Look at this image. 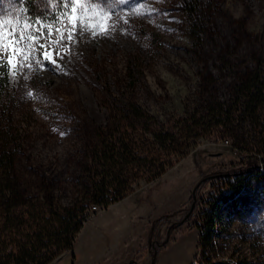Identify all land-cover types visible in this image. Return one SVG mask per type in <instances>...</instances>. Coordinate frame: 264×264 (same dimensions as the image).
<instances>
[{"label":"rangeland","instance_id":"374dc122","mask_svg":"<svg viewBox=\"0 0 264 264\" xmlns=\"http://www.w3.org/2000/svg\"><path fill=\"white\" fill-rule=\"evenodd\" d=\"M53 3L57 7L0 0L5 39L9 22L27 23L34 37L30 70H20L19 57L14 69L0 59V149L13 154L23 189L36 197L50 191L59 205L87 202L94 128L107 127L115 105L128 100L157 126L177 130L169 148H159L147 129L128 136L131 157L156 163L137 170L123 198L96 210L88 205L89 219L72 249L48 264H218L230 258L264 264V190L257 208L228 227L233 235L221 233L209 259L201 256L199 214L206 200L225 191L221 178L237 169L227 149L212 143L214 133L186 131L187 119L215 102L223 69L247 57L246 47L264 44V0H128L112 11L101 4L95 16L89 6L100 0H79L89 14L82 18L79 4L74 13L67 4L72 42L56 33L61 25L64 37L71 30L67 0ZM12 31L19 39V29ZM258 184L251 181L249 189ZM159 217L148 242V226Z\"/></svg>","mask_w":264,"mask_h":264},{"label":"trees","instance_id":"16d2710c","mask_svg":"<svg viewBox=\"0 0 264 264\" xmlns=\"http://www.w3.org/2000/svg\"><path fill=\"white\" fill-rule=\"evenodd\" d=\"M243 54H247L243 60L264 58L254 52ZM241 84V89L248 91L244 93L245 109L254 113L256 105L264 101L260 95L264 87L263 75L255 70L246 71L242 74ZM236 100L237 97L233 102ZM135 101L128 100L123 106L115 105L107 127L94 128L96 135L92 145L90 180L84 191L87 202L74 200L69 204L59 205L50 191L41 190L39 197L28 194L15 172L13 154L7 148L0 149V264H48L55 258L57 261L61 259L60 250L72 249L75 236L89 219L86 207L91 204L105 208L123 198L137 177V170L151 168L156 163L153 158L130 156L128 136L132 132L149 130L159 148H169L174 144L177 126L162 129ZM234 106L235 104L232 107ZM119 108H124L120 114ZM231 110L222 111L221 104L215 97L213 104L200 107L187 119L186 131H208L220 135L223 131L218 127L221 121L230 117ZM159 138L162 141H158ZM244 177L245 175L236 174L233 179H229L224 175L221 179L225 182V191L206 200L205 208L199 214V217L202 216V223L198 225L200 232L197 248L205 259H209L207 255L211 252L212 240L223 232L230 238L233 234L227 231L228 227L252 212L255 207H250V202L254 200V204H257L260 199L264 190V172L255 179L259 184L253 190L249 189L248 180L241 189ZM254 206L257 208V205ZM160 219L161 217L156 218L149 224L148 242ZM233 254L231 252L228 256ZM218 264L252 262L246 258H230Z\"/></svg>","mask_w":264,"mask_h":264},{"label":"built area","instance_id":"2783aa9c","mask_svg":"<svg viewBox=\"0 0 264 264\" xmlns=\"http://www.w3.org/2000/svg\"><path fill=\"white\" fill-rule=\"evenodd\" d=\"M244 51L264 57V44L246 47ZM251 70L262 73L264 78V58L234 60L231 67L226 66L223 69L226 79L218 78L215 96L222 111L231 110L235 104L230 111V117L221 121L218 127L223 133L218 135L213 132L215 139H212V143L227 149L233 158L231 163L237 170L225 174L229 179H233L236 174L245 175L241 189L245 187L247 180L256 182L255 179L264 172V101L256 105L254 113L246 111L244 93L248 91L241 89L242 74ZM260 95L264 98V87ZM236 97L237 100L233 102ZM254 203L252 200L249 206L254 207ZM96 206L92 205V210H96ZM214 221L216 222V218Z\"/></svg>","mask_w":264,"mask_h":264},{"label":"snow or ice","instance_id":"6c2138e0","mask_svg":"<svg viewBox=\"0 0 264 264\" xmlns=\"http://www.w3.org/2000/svg\"><path fill=\"white\" fill-rule=\"evenodd\" d=\"M61 2H64V0H61ZM128 0H108L107 4H104V0H100L99 4L95 5H90V10L93 16L97 14V10L100 7L101 4L105 8H107L108 11H112L114 8H118L120 5L126 4ZM45 6L47 7L48 5H51L52 8L57 7L56 4L53 3V0H44ZM67 4H71L72 6V13H74L77 10V5L79 4V0H67V3L65 4V13L64 15H67V24L70 26V29L67 33V36L64 37L63 33L65 31L63 25L61 27H58L56 29V33L58 37H61L62 39H67L68 41L72 42L73 41V31L74 29V24H73V19H72V13L67 12ZM85 5L84 4H79L80 12H81V17H87L88 12L85 11ZM135 12V9L132 10ZM47 13H45L46 15ZM104 13H100L102 16ZM56 20L60 19V16L55 17ZM40 21L37 20L36 23H39ZM125 24L128 23V21H124ZM0 24H4V21H0ZM10 27V31L8 34V39H5L4 37V32H3V27H0V59L6 57L8 60V67L14 69L15 65L13 64V57H19V63H20V70L23 71L25 66L31 69V65L27 64L26 61L29 59V54L33 51H35L34 48V37L31 33L26 32L25 29L29 28V25L27 23H24L23 26H21L19 23H16L15 25H12L11 22H9L7 25ZM50 27V34H51V26ZM19 29L20 32V37L19 39H16L12 29ZM88 28L84 27V31H87ZM83 34V32L81 33ZM103 34V33H102ZM93 35L95 33L93 32ZM44 59L50 60L51 57L48 55V53L44 54ZM61 59H63V56H61ZM39 63V61H37ZM13 76L16 75V72L13 71L12 73ZM25 80H27V76L24 77ZM26 95L30 96V93H26Z\"/></svg>","mask_w":264,"mask_h":264},{"label":"crops","instance_id":"0c3cea01","mask_svg":"<svg viewBox=\"0 0 264 264\" xmlns=\"http://www.w3.org/2000/svg\"><path fill=\"white\" fill-rule=\"evenodd\" d=\"M84 226V225H83ZM73 246H74V243H73ZM74 253V252H73ZM75 255V254H74ZM75 258V257H74ZM89 258H90V260H92V259H95V257H93L91 254H90V256H89ZM156 264H158V260L156 261Z\"/></svg>","mask_w":264,"mask_h":264},{"label":"water","instance_id":"95a60500","mask_svg":"<svg viewBox=\"0 0 264 264\" xmlns=\"http://www.w3.org/2000/svg\"><path fill=\"white\" fill-rule=\"evenodd\" d=\"M208 178V177H207Z\"/></svg>","mask_w":264,"mask_h":264}]
</instances>
